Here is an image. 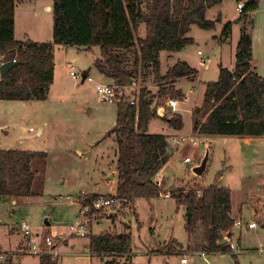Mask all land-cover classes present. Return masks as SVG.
I'll return each instance as SVG.
<instances>
[{"label": "rangeland", "instance_id": "374dc122", "mask_svg": "<svg viewBox=\"0 0 264 264\" xmlns=\"http://www.w3.org/2000/svg\"><path fill=\"white\" fill-rule=\"evenodd\" d=\"M238 1L246 3L243 0H224L209 9L206 18L218 21L215 28L206 31L192 26L188 34L192 44L181 52L161 53L163 75H166L169 65L180 61L188 63L199 75L194 79L196 88L191 94L192 85L186 80L191 82L192 79L181 80L179 84L183 95L188 98L187 104L172 102L168 108H158L157 112L161 109L167 113L161 111L159 118L150 122L148 133L168 135L170 131L162 118L173 114L174 107H177V114L182 116L184 122L182 134L193 136L200 144L182 148L181 145L170 144L174 155L170 164L157 176L163 185L160 197L138 199L133 206L122 205L121 210L116 209L117 214L106 219V224L96 222L91 228L92 235L102 232L123 234L128 228L127 232L132 235L133 264H208L202 256L205 243L203 227H198L201 234L196 238L194 235L193 243L189 244L185 228L186 210L178 208L171 196L165 197L166 193L172 195L178 191L196 190L200 186L218 185L231 191L235 210L242 204L246 207L244 203L252 198L255 204H259V210L264 209V181L261 182L264 179V138L206 137L191 133V115L195 107L202 104L205 85L218 80L221 67L232 69L236 62L235 51L241 35V27L235 24L240 18ZM52 2H18L15 13L17 42H23L27 34L36 38L33 40L44 43L53 41ZM253 19L255 27L251 37L255 38V54L252 64L257 74L264 78V0H260ZM229 23L233 24L231 37L227 42L224 39L218 42L224 26ZM145 35L143 25L138 37L144 38ZM198 52L203 56H198ZM138 53L139 48L129 55L121 52L132 68L134 79L119 95L134 97L142 89L157 93L159 87L167 85L166 82L157 83L152 70L138 59ZM53 54L56 82L48 102L0 101V151L44 152L48 156L44 172L36 175L33 197L0 202V264L8 261L9 264H40V256L30 253L26 247L23 224L28 225L37 237L41 255L54 251L46 246L45 239H55L58 243L57 256L52 258L57 260V264H103L99 258H90V238L71 236L70 227L79 217L80 206L76 202L81 201L82 192L104 195L116 192L115 183H107L109 169L116 171V144L112 137H108V134H112L109 133L112 129L110 121L116 105L102 103L95 90L96 86L106 84L95 68V62L100 58L98 48L87 51L77 47L55 46ZM71 72L77 73L80 78H73ZM86 73L89 77L83 81ZM63 88L69 91V95L60 98L64 95ZM90 107L101 110L89 116ZM207 153L206 171L197 177L193 169L205 159ZM188 156L193 158V164H184V158ZM251 234L245 231L240 234V230L236 229L233 241L240 245V252H243L237 255V260L239 264H264V230H258L256 235L255 232ZM170 241L182 245L187 253L164 255L163 246ZM167 247L175 249L172 243ZM261 248L263 251L258 252ZM157 250L161 253L152 254ZM236 252L206 255V259L209 264H235L233 255Z\"/></svg>", "mask_w": 264, "mask_h": 264}, {"label": "trees", "instance_id": "16d2710c", "mask_svg": "<svg viewBox=\"0 0 264 264\" xmlns=\"http://www.w3.org/2000/svg\"><path fill=\"white\" fill-rule=\"evenodd\" d=\"M18 1L0 0V67L16 62L4 78L0 77V101L43 102L54 83V47H77L88 51L98 48L96 70L113 81L117 123L111 131L118 148L117 194L125 206L138 199L153 200L162 194L157 175L173 154L165 135L149 134L150 122L159 118L152 110L168 108L172 102H183L182 91L174 83L193 77L196 71L178 62L166 75L161 72V53L181 52L192 44L188 37L192 26L210 31L218 21H209L207 11L224 0H53V41L38 43L15 40V13ZM241 4V1H238ZM238 4V5H239ZM260 0L244 4L238 22L243 23L238 41L236 66L230 71L220 68L219 78L206 84L203 104L192 112V133L206 137H264V78L252 68L254 13ZM145 38H139L141 26ZM249 27V28H248ZM233 24H226L222 38L231 37ZM139 48L138 59L147 65L157 83L166 82L158 92L142 89L133 96L119 95L134 79L132 68L121 52L131 54ZM84 76H87L86 73ZM160 85V84H158ZM137 100V106L132 105ZM175 131L184 128L181 115L162 118ZM48 156L44 152L0 151V202L5 199H29L34 196L36 175L44 172ZM90 197V201L96 199ZM177 207L186 210L185 228L189 236L199 226L204 229V248L209 253L230 254L227 244L219 245L224 235H231V191L218 185L200 186L196 190L178 191L171 195ZM212 220L214 222L212 223ZM128 230V228H127ZM102 232L89 236L91 254L112 257L106 264H133L129 255L132 235ZM175 249L169 255H181ZM235 264H239L233 255ZM8 261L6 264H9ZM40 264H57L49 254L40 256Z\"/></svg>", "mask_w": 264, "mask_h": 264}, {"label": "crops", "instance_id": "0c3cea01", "mask_svg": "<svg viewBox=\"0 0 264 264\" xmlns=\"http://www.w3.org/2000/svg\"><path fill=\"white\" fill-rule=\"evenodd\" d=\"M26 1V0H25ZM53 1V0H52ZM248 1H250V0H243V2H248ZM18 2H21V1H18ZM22 2H24V1H22ZM245 4V3H244ZM17 7H18V3H17ZM238 7V6H237ZM50 9H52L53 10V2H52V5H50ZM17 11V10H16ZM258 11V10H257ZM256 11V12H257ZM238 13H240L239 11H238ZM238 27L240 26L241 27V29H242V27H243V23L242 22H236L235 23ZM17 25H16V21H15V27H16ZM145 33H146V28H145ZM146 36V35H145ZM241 36V35H240ZM251 36H252V31H251ZM32 37V38H31ZM53 38V37H52ZM145 38V37H144ZM33 39H36L33 35H30V34H27L26 36H25V38H24V40H23V42H25V41H27V40H31V41H34V42H38V43H44V42H41L40 40H33ZM143 39V38H142ZM240 39V38H239ZM222 40H223V38L221 37L220 38V40H218V42H222ZM229 39H227V40H223V41H225V42H227ZM22 42V41H21ZM252 43H253V59H254V54H255V38H254V36L252 37ZM57 47H59V46H57ZM83 50H86V49H83ZM88 51V50H87ZM178 53V52H177ZM199 53V52H198ZM173 54V53H172ZM198 56H203V55H199L198 54ZM253 59H252V62H253ZM180 62H182V61H180ZM184 62V61H183ZM252 62H251V65H252V68L255 70V68H254V66H253V64H252ZM186 63V62H185ZM177 64V63H176ZM176 64H171V65H169V68H168V70H167V72L169 71V69L170 68H172L173 66H175ZM188 64V63H187ZM189 65V64H188ZM190 66V65H189ZM235 66H236V62H235V64H234V66H233V68L232 69H228V70H230V71H232V70H234V68H235ZM191 67V66H190ZM192 68V67H191ZM194 69V68H193ZM195 71H196V74L193 76V77H189V78H181V79H178V80H176L175 81V87L177 88V90H181L182 91V89H181V87H180V82H181V80L182 79H184V80H186V79H192V81L190 82V81H187L186 80V82H188V83H191V85H192V88H191V90L189 91V93L191 94L192 93V91H193V89H195L196 88V86H195V84H196V81H194V79L196 78V77H198V75H199V73H198V71L196 70V69H194ZM166 72V73H167ZM256 72V71H255ZM257 73V72H256ZM219 74H220V70H219ZM101 76L104 78V80L106 81L105 83L106 84H103V85H109V86H111V87H113V81L111 80V79H109V78H107L106 76H104V75H102L101 74ZM89 77V76H88ZM218 78H219V76H218ZM88 79V78H87ZM86 79V80H87ZM56 82V79L54 78V83ZM54 83H53V85L51 86V88H50V90H49V95H48V98H47V100L46 101H44V102H48L49 101V99L51 98V90H52V87L54 86ZM63 90H64V92H62L64 95L63 96H61L60 98H64V97H66V95H69V91H67L65 88H63ZM205 91H206V85H205ZM205 91H204V94H205ZM185 99H187V102H188V98H187V96H185ZM203 100H204V95H203ZM187 102L186 103H184V102H178V104H187ZM60 103V102H59ZM177 104V105H178ZM202 104H203V101H202ZM202 104H201V106H202ZM109 105H114V104H109ZM175 106V105H174ZM201 106H199V107H195V108H200ZM93 107V106H92ZM92 107H90L91 108V110L89 111L90 112V114H89V116H91V115H93L95 112H96V110H98V108H96V109H93ZM171 108V107H170ZM101 110V109H100ZM100 110H98V111H100ZM160 112H161V109L157 112L158 114H160ZM173 114H177V107H174V110H173ZM192 116V115H191ZM110 123H111V126L110 127H112V129L109 131V133L115 128V126H116V123H117V107H115V108H113V111H112V115H111V121H110ZM167 127H168V130L170 131L169 132V134L168 135H165V136H167V138H168V142H169V145L170 144H172V145H175L176 144V142H177V140L179 139V137H181V136H184L183 134H182V130L181 131H175L174 129H172L169 125H167ZM191 133H192V127H191ZM40 134H42V132L40 131ZM108 137H112L113 138V140H114V142H115V144H116V147H115V149H114V154H115V157H116V167H117V157H118V148H117V142H116V139H115V135L114 134H111V135H109L108 134ZM242 138H244V139H249V138H252V139H255V138H264V137H242ZM248 141V140H247ZM250 141V140H249ZM10 150H12V149H10ZM173 155H174V153H172ZM173 157V156H172ZM172 159V158H171ZM171 161V160H170ZM170 161H169V163L163 168V170L170 164ZM203 161V160H202ZM109 171H110V175L107 177V179L109 180L108 182H107V180H104V182H107V183H109L110 181H113L112 183H115V186H116V192H113L111 195H116L117 194V171H113V170H110L109 169ZM104 175V174H103ZM159 175V174H158ZM157 175V176H158ZM264 178V177H263ZM200 180V179H199ZM156 183L157 184H162V181L161 180H158L157 179V177H156ZM264 181V179L261 181V182H263ZM262 186V185H261ZM87 194H94V195H104V194H101V193H98V192H96V193H87ZM232 194V193H231ZM165 195H169V197L171 196V194H170V192L169 193H166V194H164V196ZM253 196V193L251 194V197ZM250 199V198H249ZM253 199V198H252ZM248 200V202L247 203H244L245 205H246V207L245 206H243V204H242V206L239 208V209H237V210H235L234 208H233V206H232V199H231V218L234 220V229H233V231H232V234L231 235H228V234H225L224 235V239L221 241V242H219V245H225V244H227L228 246H230V248L232 249V252L233 251H237L236 253H235V256L237 257V255H241L243 252H240V245H237V244H234V241H233V239H234V236H235V233H236V227H235V222L236 221H238V220H241V221H243V223H244V227L243 228H241V229H238V230H240V234L242 233V232H246L247 234H249V235H252L251 233H254L255 232V235L257 234V232H258V230H260V229H263L264 230V209L262 208V210H259V208H258V205L259 204H255L254 203V200ZM12 201H16V200H14V199H11ZM15 203V202H14ZM134 205V204H133ZM132 205V206H133ZM258 220V221H257ZM106 222H107V220H104V219H101L97 224H101V225H104V224H106ZM250 223H256V227L254 228V229H250L249 227H248V225L250 224ZM200 230L201 229H199V230H197V232H195V234H193V235H191V236H189L188 235V237H189V241H188V243L190 244H192L193 243V241H194V235H195V238H196V235L198 236V235H200L201 234V232H200ZM129 233V232H128ZM121 235V234H120ZM202 236V235H201ZM203 239H204V235H203ZM204 245H203V252H202V256L204 257V259H205V261L209 264V261L206 259V255H218V254H221V253H209V252H206L205 250H204V248L207 246V243H206V241L204 240ZM238 243H240V239H238V241H237ZM170 244L172 243V246H174V248H175V250H178V251H180V248H179V246H182V245H180V244H178V243H175L174 241H170L169 242ZM169 243H165L164 244V248H163V250L165 251V252H163L164 253V255H166V256H168L169 255V252H168V250H170L167 246L169 245ZM58 244V243H57ZM189 244H188V251H189V249H190V246H189ZM237 245V246H236ZM56 247V249H57V245L55 246ZM238 249H237V248ZM170 248H172V247H170ZM88 251H89V249H88ZM181 255H184V254H186L187 253V251H185L184 250V247L182 246V249H181ZM260 251H263V248H261V249H259L258 250V252H260ZM89 253H90V251H89ZM161 252H159V250H157V251H154L152 254H154V255H156V254H160ZM162 253V254H163ZM184 253V254H183ZM206 253V254H205ZM221 255H226V254H221ZM127 256H130L131 257V259H132V255H131V253H129V255H127ZM90 258L91 259H94V258H99V259H101V261L103 262V264H106V262H107V259H109V260H112L113 258L112 257H104V256H98V255H95V254H91L90 253ZM116 259V261L117 262H119V263H121L122 264V262H123V260L121 259V258H115ZM122 261V262H121ZM133 262V261H132Z\"/></svg>", "mask_w": 264, "mask_h": 264}, {"label": "built area", "instance_id": "2783aa9c", "mask_svg": "<svg viewBox=\"0 0 264 264\" xmlns=\"http://www.w3.org/2000/svg\"><path fill=\"white\" fill-rule=\"evenodd\" d=\"M243 9L244 4H239L237 7V11L241 12ZM198 54L202 55L201 52H199ZM70 75L75 79L80 78V75L75 72H71ZM95 90L102 103L113 104V100L116 97L114 87L102 84L96 86ZM186 102L187 99L184 100V103ZM131 104L137 106V100L132 99ZM161 111L165 114L167 113L166 111L164 112V110ZM176 144L181 145L182 148L187 145L197 147L200 143L193 136H181L177 140ZM183 162L186 165L193 164V158L191 156L185 157ZM90 197L91 196H89V194L87 195L86 192H82V199H80L81 201L76 202V204L80 206V213L77 221L70 227L71 236L78 238L89 237L91 235V228L93 224L99 222L101 219H110L111 216L117 214L118 211L121 210L122 205L125 206V204L127 203V201L120 200L116 195H97L96 199L93 201H90ZM165 197H169V195H165ZM244 226L245 225L241 220L235 222V227L237 229H241ZM248 227L250 229H254L256 227V223H250ZM22 231L23 237L26 240V247L29 249L30 253L41 256L42 251L37 242V237L33 235L31 228L28 225L23 224ZM45 244L47 247L54 250L50 252L49 255L57 256L55 253V246L57 245L55 239H53V237H48L45 239Z\"/></svg>", "mask_w": 264, "mask_h": 264}, {"label": "water", "instance_id": "95a60500", "mask_svg": "<svg viewBox=\"0 0 264 264\" xmlns=\"http://www.w3.org/2000/svg\"><path fill=\"white\" fill-rule=\"evenodd\" d=\"M16 62H10V63H5L0 67V77L4 78L6 73L13 68L14 66H16ZM87 79V76L83 77V81H85ZM158 109V104L155 105V107L153 108L152 112L156 113ZM208 159H209V154L207 153L205 159L201 162V164L197 167H195L193 169V173L197 176V177H201L204 172L206 171L207 168V164H208ZM214 222V220H212V223ZM47 225H49V223H47Z\"/></svg>", "mask_w": 264, "mask_h": 264}]
</instances>
